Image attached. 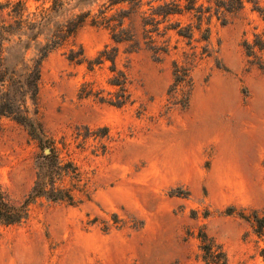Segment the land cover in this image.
<instances>
[{"label":"rangeland","instance_id":"obj_1","mask_svg":"<svg viewBox=\"0 0 264 264\" xmlns=\"http://www.w3.org/2000/svg\"><path fill=\"white\" fill-rule=\"evenodd\" d=\"M24 1L31 11L42 5ZM251 9L225 25L213 18L211 56L200 55L206 42L197 33L189 44L171 32L161 59L122 45L117 65L133 101L123 108L80 96L84 85L113 91L109 62L89 71L67 59L69 47L50 54L40 115L51 146L77 168L81 182L63 183L76 204L41 199L26 222L0 226V264H205L203 233L229 264H264V236L248 220L264 212V50L250 57L244 48L264 36V21ZM76 43L89 59L114 45L107 29L89 25ZM194 52L191 82L176 90L174 63ZM49 152L23 126L0 119V187L24 201Z\"/></svg>","mask_w":264,"mask_h":264},{"label":"trees","instance_id":"obj_2","mask_svg":"<svg viewBox=\"0 0 264 264\" xmlns=\"http://www.w3.org/2000/svg\"><path fill=\"white\" fill-rule=\"evenodd\" d=\"M42 5L31 11L24 0L0 2V119L7 118L23 126L41 148L49 154L41 157L34 187L24 201L18 202L0 187V226L11 227L26 222L31 208L39 200L76 204L72 189L63 186L67 178L78 185L81 180L72 163L64 164L60 154L47 140L39 109L40 83L44 61L53 52L69 47L67 59L76 65H87L89 71L110 63L112 74L107 96L84 85L80 96L94 98L101 104L123 108L132 104L130 78L118 68L120 47L129 46V53L143 49L157 59L171 52L169 34L188 40L199 35L206 42L201 56H211L210 24L214 17L228 22V17L242 13L247 4L264 21L260 0H35ZM49 4V6H46ZM188 15L192 23L184 26L172 22V17ZM104 28L110 32L113 46H106L95 58L89 59L76 38L86 26ZM248 56L264 50V36L256 35L253 44L245 42ZM197 53L186 55L184 65L174 63V88L190 83V65ZM258 236H264V212L248 218ZM205 264H229L227 253L206 233L200 236ZM264 258V249L261 251Z\"/></svg>","mask_w":264,"mask_h":264},{"label":"water","instance_id":"obj_3","mask_svg":"<svg viewBox=\"0 0 264 264\" xmlns=\"http://www.w3.org/2000/svg\"><path fill=\"white\" fill-rule=\"evenodd\" d=\"M48 152V151H47Z\"/></svg>","mask_w":264,"mask_h":264}]
</instances>
